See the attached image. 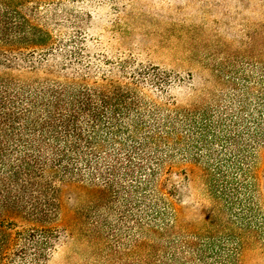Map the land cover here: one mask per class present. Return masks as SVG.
Here are the masks:
<instances>
[{"label": "trees", "instance_id": "1", "mask_svg": "<svg viewBox=\"0 0 264 264\" xmlns=\"http://www.w3.org/2000/svg\"><path fill=\"white\" fill-rule=\"evenodd\" d=\"M46 1L0 0V264L47 260L67 194L86 205L93 234H124L158 264H241L264 247V50L187 107L148 101L137 73L38 78L33 59L51 37L24 9ZM20 70L30 78L6 72ZM186 169L211 205L192 223L179 216V190L166 189L172 173L187 182Z\"/></svg>", "mask_w": 264, "mask_h": 264}, {"label": "rangeland", "instance_id": "2", "mask_svg": "<svg viewBox=\"0 0 264 264\" xmlns=\"http://www.w3.org/2000/svg\"><path fill=\"white\" fill-rule=\"evenodd\" d=\"M24 12L51 37L50 49L33 59L36 77L124 80L137 73L154 104L199 105L228 67L253 62L264 50V0H52L30 3ZM6 72L31 76L26 70ZM256 176L264 211V151ZM187 177L186 182L172 173L166 189L179 190V216L192 223L207 216L211 205L188 170ZM61 218V239L43 264H158V252L132 250L124 234H93V216L73 195L63 198ZM141 241L137 237V245ZM15 260L27 264L30 258ZM241 264H264V247L256 242L247 248Z\"/></svg>", "mask_w": 264, "mask_h": 264}]
</instances>
